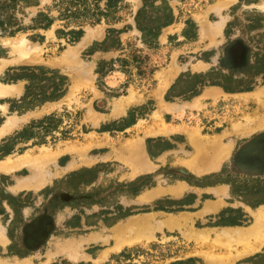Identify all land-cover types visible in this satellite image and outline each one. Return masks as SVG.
<instances>
[{
	"label": "rangeland",
	"instance_id": "374dc122",
	"mask_svg": "<svg viewBox=\"0 0 264 264\" xmlns=\"http://www.w3.org/2000/svg\"><path fill=\"white\" fill-rule=\"evenodd\" d=\"M107 3L0 11V264H264V0Z\"/></svg>",
	"mask_w": 264,
	"mask_h": 264
},
{
	"label": "trees",
	"instance_id": "16d2710c",
	"mask_svg": "<svg viewBox=\"0 0 264 264\" xmlns=\"http://www.w3.org/2000/svg\"><path fill=\"white\" fill-rule=\"evenodd\" d=\"M91 1H95V0H77V4H80L81 6H85V10H87V5ZM113 1H116V0H108V3H107V7L108 8L111 7V4H112ZM143 1L145 2V0H143ZM0 3H1L0 11H5L8 8L17 5V3H21L22 5H25V6H33V5H36L38 3V0H0ZM163 4L167 5V2L163 1ZM144 12H145V3H144L143 8L139 10V12L137 14V17H136V22H137L138 28L143 33V38H144L145 41H147L149 43L150 42L151 43H155L157 41V38H158V35H159V31H157L156 33L153 32V31H147L140 24V17L142 16V14ZM164 13H166V16H167V22L165 23V25H169L172 22V10L169 7V5L166 8V12H164ZM99 14L103 16V11L101 13H99ZM40 17L42 19H44V20H48L49 21V23L45 26V28H49L50 23L52 21L47 19L46 15H44V14H41ZM5 23H6V20H4V21L1 20L0 21V26H2V28H5ZM80 33H82V31H72V34H75L76 37ZM251 89H252V87H246L244 89H238V88L237 89H233V88H229V87L225 88V90H227V91H235V90H246V91H249ZM59 97H60V95L54 94L52 97H49L48 99L49 100H55V99H58ZM228 224L240 225L241 223H240V220H235V221L229 222Z\"/></svg>",
	"mask_w": 264,
	"mask_h": 264
}]
</instances>
